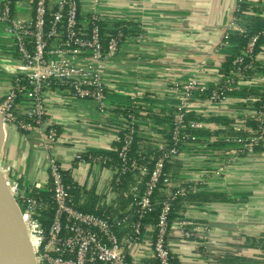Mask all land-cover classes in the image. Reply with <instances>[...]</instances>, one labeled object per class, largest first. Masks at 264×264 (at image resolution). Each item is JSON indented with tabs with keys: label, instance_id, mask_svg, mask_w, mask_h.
<instances>
[{
	"label": "built area",
	"instance_id": "obj_1",
	"mask_svg": "<svg viewBox=\"0 0 264 264\" xmlns=\"http://www.w3.org/2000/svg\"><path fill=\"white\" fill-rule=\"evenodd\" d=\"M91 2L86 9L81 0H0L1 37L10 40L0 45V85L6 88L0 117L3 124L37 134L48 152L50 181L37 190L50 200L24 190L30 233L42 264H171L168 237L176 208L188 204L194 192L213 189L209 181L218 180L228 167L264 157V62L257 60L264 29L252 33L242 23L252 17L264 20V0H237L224 46H231L229 39L236 35L246 45L224 58L214 80L206 79L207 63L186 80H168L169 113L141 103L135 95L130 102L108 98V66L125 45L145 41L136 20L107 24L97 12L99 0ZM50 98H61L63 107L89 103L102 128L107 124L121 132L115 157L87 152L75 159L79 165L106 166L114 172L113 189L126 202L124 210L82 208L77 188L52 155L61 134L50 116L56 106ZM231 98L247 102L254 122L242 115L218 131L210 126L215 117L209 107ZM163 117L165 124L160 123ZM205 155L219 160L218 165L196 168V181L182 179L181 169L190 167L183 160ZM79 196L87 197L83 191ZM249 241L264 252V238Z\"/></svg>",
	"mask_w": 264,
	"mask_h": 264
},
{
	"label": "crops",
	"instance_id": "obj_2",
	"mask_svg": "<svg viewBox=\"0 0 264 264\" xmlns=\"http://www.w3.org/2000/svg\"><path fill=\"white\" fill-rule=\"evenodd\" d=\"M81 2L86 9L92 5L91 0ZM236 7L237 0H99L97 12L107 24L134 19L145 41L141 46L125 45L118 59L108 66V98L130 102V96L135 95L141 103L169 113L173 110L167 106L169 79L186 80L207 63L205 76L212 81L224 58L235 56L246 45V40L236 35L229 39L231 46H224ZM19 17L31 15L20 13ZM257 60L264 62V41L257 48ZM5 94L6 88L0 85V101ZM50 102L56 104L50 116L61 134L52 155L77 188L82 208L97 212L124 210L126 202L113 189L114 172L106 166L79 165L75 159L77 154L87 152L115 157L121 132L107 124L102 128L89 103L73 102L63 107L59 105L61 98H50ZM209 108L215 117L210 126L218 131L236 123L242 115L250 119V124L254 122V110L241 98ZM160 123H166L164 117ZM1 140V155L24 190L38 191V186L49 184L48 152L37 134L3 124ZM183 162L190 167L181 169V178L196 181L200 178L196 168L217 166L219 160L205 155ZM183 162L180 165L184 166ZM209 184L213 189L194 192L188 204L178 207L168 237L171 264H264V252L249 241L264 238V157L255 156L228 167L223 176ZM81 191L87 195L85 199L79 196ZM184 229L190 232V238Z\"/></svg>",
	"mask_w": 264,
	"mask_h": 264
},
{
	"label": "bare ground",
	"instance_id": "obj_3",
	"mask_svg": "<svg viewBox=\"0 0 264 264\" xmlns=\"http://www.w3.org/2000/svg\"><path fill=\"white\" fill-rule=\"evenodd\" d=\"M23 224L24 221L17 212L14 201L0 180L1 264H30L27 260L28 240Z\"/></svg>",
	"mask_w": 264,
	"mask_h": 264
},
{
	"label": "rangeland",
	"instance_id": "obj_4",
	"mask_svg": "<svg viewBox=\"0 0 264 264\" xmlns=\"http://www.w3.org/2000/svg\"><path fill=\"white\" fill-rule=\"evenodd\" d=\"M3 32H0V45L5 44L7 45L10 40L2 38L1 35ZM4 40V41H3ZM3 41V42H2ZM4 75H2L0 71V79L3 78ZM0 173L3 176L5 183L7 187L9 188V191L7 190L6 185L4 186L6 190L9 192L11 199L14 201V204L17 207V212H19L20 217L24 221L27 232V240L28 242V253H27V260L30 264H42L39 254L36 251L37 244L34 242L32 235L30 233L31 227L28 223V214H27V207L24 204V200L26 198L27 193L24 192V188L22 187L21 181H19L15 175L12 172V168L8 166L6 161L4 160L3 156L0 153ZM1 179V177H0ZM2 180V179H1ZM36 219V218H35ZM33 256V257H32ZM33 260V263H32Z\"/></svg>",
	"mask_w": 264,
	"mask_h": 264
},
{
	"label": "trees",
	"instance_id": "obj_5",
	"mask_svg": "<svg viewBox=\"0 0 264 264\" xmlns=\"http://www.w3.org/2000/svg\"><path fill=\"white\" fill-rule=\"evenodd\" d=\"M251 19L252 18H245V19H242V23L243 24H245L247 27H248V29L250 30V32H252V33H256V32H258V31H260V30H262V29H264V20H262L260 17H254V24L251 22ZM259 19H261L262 20V22H259L260 20ZM239 41V40H238ZM242 43V42H241ZM33 195L35 196V197H38V198H46V199H48V200H50V197H49V195L48 194H46V193H44V192H41V191H34L33 192ZM84 211H86V210H84ZM177 212H178V207L176 208V210H175V212H174V214H173V216H172V222H173V220H175V216H176V214H177ZM45 216H47L46 217V220H44L43 222L45 223V226H48V220H49V218H50V216H51V212H48V213H45ZM48 218V219H47Z\"/></svg>",
	"mask_w": 264,
	"mask_h": 264
},
{
	"label": "water",
	"instance_id": "obj_6",
	"mask_svg": "<svg viewBox=\"0 0 264 264\" xmlns=\"http://www.w3.org/2000/svg\"><path fill=\"white\" fill-rule=\"evenodd\" d=\"M2 127H3V122H2V119H1V117H0V153H1V143H2V140H1V133H2ZM0 177H1V181H2V183H3V185L5 186L6 185V183H5V180H4V178H3V176L1 175V173H0ZM6 187H7V185H6ZM7 190L9 191V188L7 187ZM10 192V191H9ZM25 226V225H24ZM22 228V227H21ZM22 230H23V228H22ZM24 231H26V228H25V230ZM26 234H27V232H26ZM25 234V232H24V235H26ZM28 238V237H27ZM29 242V241H28ZM33 257V256H32ZM32 263H33V260H32ZM0 264H1V262H0Z\"/></svg>",
	"mask_w": 264,
	"mask_h": 264
}]
</instances>
